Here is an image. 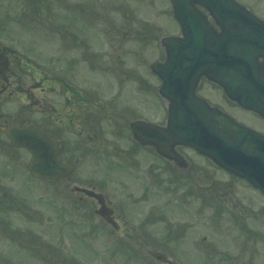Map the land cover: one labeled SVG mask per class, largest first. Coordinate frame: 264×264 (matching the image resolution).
I'll list each match as a JSON object with an SVG mask.
<instances>
[{
	"label": "flooded vegetation",
	"instance_id": "1",
	"mask_svg": "<svg viewBox=\"0 0 264 264\" xmlns=\"http://www.w3.org/2000/svg\"><path fill=\"white\" fill-rule=\"evenodd\" d=\"M19 1L28 2L30 8L35 3ZM40 1L59 8L58 14L47 21L45 41L38 42L36 49L26 46L25 52H19L0 40V264H25L21 259L23 252L39 260V255L29 247L39 242L45 246V257H49L50 251L55 248L57 251L60 234L71 232L73 237L76 221L88 229L91 238L105 227L113 230L120 240L122 230H126L131 237L128 240L135 242L134 245L145 237L148 242L149 229L153 230L155 222L154 157L166 161V181L178 183L186 176L191 182L197 181L203 173L191 156L184 155L188 150L200 157L193 149L177 146L169 153L180 161L170 160L135 136V122H154L148 117L153 111L154 82H90L77 77L80 72L105 69V46L113 52L116 45L122 44V25L128 21L144 22L143 17L155 16L151 13L156 7L157 16H166V0ZM238 1L245 5L259 2ZM24 19L16 22L20 24ZM36 21L31 22L43 27V22ZM107 22L109 27L102 30V23ZM2 38L6 34L0 32ZM109 63L115 68L121 64L115 60ZM259 84L257 91L264 105V86H261L264 82ZM204 88L207 95L203 94ZM195 94L264 134V115L231 102L214 82L202 79ZM212 98L226 100L248 122L225 106L212 103ZM162 108L166 111V103ZM31 123L59 142L58 158L72 164L73 173L53 180L30 172L31 152L16 147L5 128ZM142 137L150 138L149 128ZM90 162L120 173L116 177L84 174L86 170L82 166ZM111 178L119 183L117 202L108 191ZM81 181L85 183L79 184ZM82 189L94 190L101 200ZM160 193L166 207V187ZM100 201L105 213H100ZM79 213L88 219L82 220Z\"/></svg>",
	"mask_w": 264,
	"mask_h": 264
},
{
	"label": "rangeland",
	"instance_id": "2",
	"mask_svg": "<svg viewBox=\"0 0 264 264\" xmlns=\"http://www.w3.org/2000/svg\"><path fill=\"white\" fill-rule=\"evenodd\" d=\"M39 1L33 0L35 3L30 8L26 1L0 0V32L6 34V38L0 39L2 42L19 52H25L26 46L36 49L38 42L46 40L44 31L47 21L58 14L59 8L50 2ZM248 5L256 14L264 17V0H259L258 5ZM157 10L156 7L151 13L155 16L143 17L144 22L128 21L122 25V44L116 45L113 52L108 45L105 46V69L80 72L77 77L90 82H154L151 99L153 111L148 117L165 125L167 110L159 106L167 102L158 93L162 83L151 72L150 65L166 58L161 39L178 35L181 30L169 0H166V16H157ZM20 19L26 21L18 24L16 21ZM33 19L43 22L44 28L31 22ZM109 25L108 22L102 23V30ZM113 29L114 26L110 30ZM113 60L121 63L120 66L115 68L110 65L109 62L113 64ZM134 88H137L136 84ZM141 92L137 94L139 101L142 99ZM203 94L207 95L206 88ZM211 102L225 106L247 121L243 113L232 109L226 100L216 101L212 98ZM184 155L191 156L192 162L201 167L203 173L197 178L199 180L191 182L186 176L178 183L166 181V161L154 157L155 222L153 230L149 229L148 242L145 237L134 245L135 242L128 240L131 237L126 230H122L120 240L113 230L105 227L91 238L88 229L76 221L73 237L71 232L60 234L57 251L56 248L50 251L49 257H45V246L39 242L29 244L39 255V260L31 258L28 252H23L21 259L25 264H264L263 194L207 159L196 157L188 150L184 151ZM98 164H84V174L116 177L120 173L115 169L112 173ZM110 180L108 191L115 199L119 196V183L115 178ZM165 187L166 207L160 193ZM81 215L82 220L88 219L84 213Z\"/></svg>",
	"mask_w": 264,
	"mask_h": 264
},
{
	"label": "water",
	"instance_id": "3",
	"mask_svg": "<svg viewBox=\"0 0 264 264\" xmlns=\"http://www.w3.org/2000/svg\"><path fill=\"white\" fill-rule=\"evenodd\" d=\"M172 3L183 35L163 38L167 59L151 65L163 82L159 92L169 101L168 125H149L148 141L164 156L176 145L193 147L264 193V136L194 95L197 82L206 76L221 85L231 100L264 114L257 91L259 82H264V61L260 63L264 58V20L235 0ZM198 5L207 9L220 32ZM143 126L138 123L134 127L140 135L148 128ZM6 131L16 146L32 152L30 170L35 175L55 180L73 171V166L58 160V143L42 128L29 125ZM84 191L100 198L93 191ZM104 208L102 202L100 213H105Z\"/></svg>",
	"mask_w": 264,
	"mask_h": 264
}]
</instances>
